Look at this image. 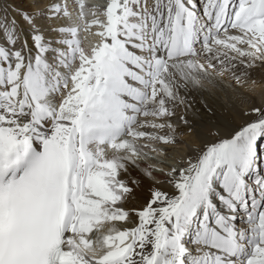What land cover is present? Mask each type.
<instances>
[{
  "label": "snow or ice",
  "instance_id": "6c2138e0",
  "mask_svg": "<svg viewBox=\"0 0 264 264\" xmlns=\"http://www.w3.org/2000/svg\"><path fill=\"white\" fill-rule=\"evenodd\" d=\"M257 72L264 0H3L0 264H264Z\"/></svg>",
  "mask_w": 264,
  "mask_h": 264
},
{
  "label": "bare ground",
  "instance_id": "6f19581e",
  "mask_svg": "<svg viewBox=\"0 0 264 264\" xmlns=\"http://www.w3.org/2000/svg\"><path fill=\"white\" fill-rule=\"evenodd\" d=\"M3 0H0V3H2ZM9 2H14L16 5L22 7V8H28L31 0H9ZM104 0H86V3L96 5V4H102ZM256 77L258 80L264 81V74H261L259 72L256 73ZM264 91V86L257 88L256 93L253 95H258L260 92ZM215 104L220 110V113L222 116L227 115L228 107L230 105V101L224 96L223 93H219L215 99ZM183 139L189 143H192L194 146L198 145V140L195 136H188L185 135ZM183 149L177 150L182 151ZM142 195H146V193H143Z\"/></svg>",
  "mask_w": 264,
  "mask_h": 264
}]
</instances>
